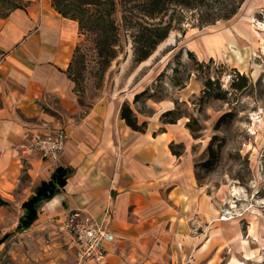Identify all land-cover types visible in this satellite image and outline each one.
Segmentation results:
<instances>
[{"label":"crops","instance_id":"crops-1","mask_svg":"<svg viewBox=\"0 0 264 264\" xmlns=\"http://www.w3.org/2000/svg\"><path fill=\"white\" fill-rule=\"evenodd\" d=\"M20 1L0 18V259L8 244L23 242L33 264H97L75 259L63 229L65 215L79 210L113 236L105 264H254L264 250L263 219L248 212L219 220L234 211L197 184L184 122L157 132L172 103L150 104L152 114L138 118L147 122L143 133L118 118L114 98L83 111L67 77L76 22L50 0ZM55 130L65 136L56 164L21 154L31 135ZM170 144L181 145L179 156ZM56 167L66 171L64 186L19 228L22 203Z\"/></svg>","mask_w":264,"mask_h":264},{"label":"rangeland","instance_id":"rangeland-1","mask_svg":"<svg viewBox=\"0 0 264 264\" xmlns=\"http://www.w3.org/2000/svg\"><path fill=\"white\" fill-rule=\"evenodd\" d=\"M10 1L23 5L20 0ZM112 1L113 6L105 2L98 7H80L78 1L62 0L66 17L78 19L81 24L68 70L81 109L86 111L101 98H114L118 108L122 102H127L138 119L144 117L140 112H150V104L156 103L152 100L143 103L141 99L136 104L131 103L132 96L144 88L176 99L180 111L191 115L199 126L190 136L193 164L205 159L204 149L212 136L222 139L215 167L210 172L195 169L197 184L215 194L226 208H231L232 217L242 218L249 212L254 221H264V0H244L231 19L204 27H195L190 13L184 12L180 32L171 31L147 61L137 66L131 61L129 27L134 25V20L143 22L133 7L139 0ZM99 18L104 20V32L100 36L93 31ZM105 37L112 40L115 57L104 68L96 45ZM179 50L181 63L177 65L173 56ZM184 51L191 52L193 60L187 58ZM173 67L178 71L175 75L171 73ZM188 72L189 79L183 89L171 86L173 77L182 80ZM160 73L163 76L157 79ZM235 73L247 78L246 89L230 92L222 101L209 99L199 108L198 98L206 76L217 78L221 88L227 90ZM227 111L234 112V120L219 131H213L216 118ZM179 146L177 144V148ZM11 252L14 256L20 254V259L11 257ZM32 253L23 242L8 244L0 264H33L31 257L26 259Z\"/></svg>","mask_w":264,"mask_h":264},{"label":"trees","instance_id":"trees-1","mask_svg":"<svg viewBox=\"0 0 264 264\" xmlns=\"http://www.w3.org/2000/svg\"><path fill=\"white\" fill-rule=\"evenodd\" d=\"M75 1L79 2L80 7L82 5L98 7L105 2L113 6L112 0ZM243 1L244 0H139L137 6L133 7L137 15L143 18V22L134 20V25L129 27L132 31L130 35L132 64L137 66L145 62L155 50L156 46L163 42L171 31L175 30L180 32L185 19L184 12L190 13L195 27H204L213 25L218 21H227L231 19L236 14ZM50 4L53 10L60 16L75 21L77 29L81 27L80 20L66 17V11L64 10L65 6L62 4V0H50ZM19 7L20 5L14 1L0 0V18L6 17L12 10ZM169 11L170 14H168ZM122 19L124 22V16H122ZM97 21L98 22L95 24L96 28H93V31L99 33L100 36L104 32V27L102 26V21L104 20L99 18ZM108 24L111 25V23ZM112 43V40L108 41L107 37H105V40L99 41L96 45L97 56L101 59L100 63L104 68L107 67L109 62L115 57ZM184 54L187 58L193 60L191 52L184 51ZM180 56V50L173 56L177 65L181 63ZM194 63L197 65L196 62ZM68 70L69 67L67 68V77L69 78ZM171 73L173 75L178 73L177 68L173 67ZM189 75L190 73L188 72L182 80L173 77L171 86L177 90L183 89L185 87V82L189 79ZM161 76H163V73L158 74L156 78L158 79ZM247 86V78L238 73H235V76L229 81L227 90L221 88V84L217 78L211 79L209 76H206L203 79L202 89L198 98L199 108L209 99L222 101L230 92L243 91ZM140 99L143 103L148 100L154 102L168 100L172 103L173 107L171 109L165 110L159 114V128L157 132H163L166 126L176 124L177 121L182 118L187 120L184 123V128L189 132L190 136L199 130L197 121L191 115H186L184 111H180L179 102L176 99H170L162 94L156 95L148 88H144L140 92L135 93L132 96L131 103L136 104ZM139 114H143V116L147 118L152 112L150 110V112H140ZM234 115L233 111L221 113L216 118L212 130L219 131L221 127L229 125L234 120ZM118 118L123 121L126 127L134 132L143 133L147 126L146 121H138L127 102H122L119 106ZM217 140L220 142L215 144ZM222 145V139H219L216 135L212 136L204 149L206 154L205 159L198 164H193V170L195 171V169L198 168L204 172H210L218 162ZM169 150L172 155L179 156L182 147L179 146V148H177V145L170 144ZM66 175V171L63 168L56 167L51 173L49 180L47 182H41L35 188L33 196L21 205L23 215L19 219V228H26L31 223L35 217L36 206L39 202L51 199L62 189L65 184ZM195 179H197V177ZM0 205H3V202L0 201Z\"/></svg>","mask_w":264,"mask_h":264},{"label":"built area","instance_id":"built-area-1","mask_svg":"<svg viewBox=\"0 0 264 264\" xmlns=\"http://www.w3.org/2000/svg\"><path fill=\"white\" fill-rule=\"evenodd\" d=\"M64 133L55 130L48 135H31L29 144L21 150L24 156L37 154L50 164H56L63 151ZM232 218L222 214L219 220ZM63 229L72 241L73 254L78 262L93 261L105 264L104 244L111 242L113 236L93 223L91 218L79 210H73L65 215ZM254 264H264V252Z\"/></svg>","mask_w":264,"mask_h":264},{"label":"bare ground","instance_id":"bare-ground-1","mask_svg":"<svg viewBox=\"0 0 264 264\" xmlns=\"http://www.w3.org/2000/svg\"><path fill=\"white\" fill-rule=\"evenodd\" d=\"M167 43L169 42V41H166ZM171 42V41H170ZM223 44V43H222ZM147 61V60H146ZM234 192H235V190H234Z\"/></svg>","mask_w":264,"mask_h":264}]
</instances>
